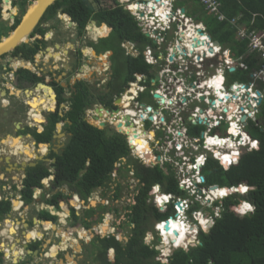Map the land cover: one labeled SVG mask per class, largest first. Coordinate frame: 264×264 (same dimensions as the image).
Returning a JSON list of instances; mask_svg holds the SVG:
<instances>
[{"label": "trees", "instance_id": "16d2710c", "mask_svg": "<svg viewBox=\"0 0 264 264\" xmlns=\"http://www.w3.org/2000/svg\"><path fill=\"white\" fill-rule=\"evenodd\" d=\"M9 1L0 0V13L2 7L9 6ZM189 1L195 0H174V6L180 7ZM220 2L221 9L227 17H238L239 23L244 24L248 29L254 28L255 32L264 30V0H220ZM19 3L21 15L30 0H20ZM197 8L198 6L193 8L194 18L203 21L211 38L228 48L233 58L246 65V68L229 73V78L249 80L250 74L263 62L260 55L248 51V40H239L236 37V28L229 22H219L203 9L198 12ZM58 12L65 13L76 21L80 34L84 32L85 25L90 19L105 23L111 28L109 36L101 40L97 47L99 51L112 50L113 59L116 61L115 69L112 71L114 79L107 85L110 89L104 94L105 99L100 101L102 104L111 105L114 94L120 95L129 81L135 79L136 73L146 74L145 82H149L153 70L151 65L145 62L142 51L146 46H155V44L140 31L134 17L120 6L117 0H55L46 9L43 20L56 16ZM37 31L42 33L40 28ZM124 40L137 42L136 49L140 51L138 55L124 54V50L119 46ZM38 49L39 46L35 43L27 47L19 46L15 51H21L23 58L31 60ZM23 78L31 83L37 82V77L31 73H26ZM88 95L89 92L84 85L82 91L71 100L70 108L65 115H59L57 110L48 112L47 128L41 133L37 129L32 132L38 143L47 142L52 137L56 122L64 117L70 121L68 124L70 136L63 150L59 154H52L56 158L53 163L54 178L51 182L53 188L66 186L70 194H76L78 199L87 201L97 189L109 188L110 176L118 172L115 164L120 162L123 163L121 166L125 171H132L133 178L137 180L132 199L124 206V222L130 226L128 240L123 243L115 237L96 236L90 243L92 248L86 249L89 252L88 258L93 257L92 261L97 264H264V102L260 105L255 121L249 120L246 126L250 136L258 140V148L244 151L238 163L226 169L211 157L202 168L205 183L208 185L237 187L246 183L249 189L243 194L234 192L214 201L213 206L220 207L219 216L214 218V223L207 231L201 228L198 230L200 243L187 249L181 247L174 249L168 261L161 262L156 259L158 250L154 245L145 243L144 236L147 231L152 230L155 221L166 219L173 214V210L172 205L169 204L165 211H159L154 203L147 201L149 191L155 184H159L160 191L166 194L183 196L185 191L178 187L173 171L169 167L164 171L157 165L145 166L132 157L124 134L115 129L99 128L87 122L84 119L85 109L94 102H99V99L89 98ZM39 147L43 149L47 145L39 144ZM51 174L49 168L42 164L27 169L22 181L24 202L33 201L34 188L42 187L41 180ZM112 189V198L119 199L120 186L116 184ZM64 196V193L58 191L50 201L52 200L53 203L57 200L70 201L73 205L78 203L74 196L69 200ZM162 201H164L162 198L156 200L160 205H163ZM240 201H247L253 205V211L246 214L234 211V206ZM200 207L199 203L195 202L188 212ZM52 209L56 210L53 206ZM208 210L212 214V208ZM93 212L94 208L84 209V218H82L76 215L75 209L71 207L73 226L83 224L89 227L90 223L87 219ZM42 218L52 217L43 211ZM42 224L49 226L51 223L42 222ZM33 247H36V244ZM109 247H113L115 252L111 262L106 260ZM93 248L97 251H93Z\"/></svg>", "mask_w": 264, "mask_h": 264}, {"label": "flooded vegetation", "instance_id": "af4514ba", "mask_svg": "<svg viewBox=\"0 0 264 264\" xmlns=\"http://www.w3.org/2000/svg\"><path fill=\"white\" fill-rule=\"evenodd\" d=\"M19 1L11 0L9 6L4 7L6 9V11L3 10L4 15L0 14V17L2 16L0 25L4 23L0 26V32L5 31L4 34L0 33V36L7 35L20 22L24 12L21 15L19 14ZM5 15L7 19L4 18ZM61 15H64L63 20L61 19ZM43 16L39 21L38 27L27 40L15 47L12 51L0 55V264H53L52 262L56 264H75L73 259H75L76 264H97L92 261L93 257L88 258L87 256L89 255V252L86 250L87 247H92L90 244L84 245L83 247V243H91L96 236L108 238L122 237L119 233L125 227V216L123 215L125 214L124 206L126 204L122 207L120 198H112L113 189L109 191V194H105L106 197L101 196L95 202V205H89V200L84 201V204H80L83 210L94 208L92 216L87 219L90 223L89 226L93 225V229L88 231V235L91 234L90 236H82L78 231L64 235L66 231L63 230V226L56 231V224L58 223L57 217L43 219L42 214L43 211L49 214V209L50 211L54 210L52 206L47 207L43 202L50 203L52 201L50 199L58 191L64 193L65 198L68 197L67 187L53 188L51 186V178L42 179L41 183L44 184L46 181L48 185L35 198L36 202L26 203L22 199V181L26 176L28 168L37 167L42 164L52 171L53 163L56 159L52 154H59L70 136L68 131L70 121L64 117L55 123L50 140L43 142V144L47 145L48 150L47 147L42 149L39 145L37 148H33V145L36 147L38 144V140H36L32 132L34 129H37L41 133L47 128L49 125L48 112L57 110L59 115H65L66 111L70 108L71 100L77 93L82 91L85 85L89 92L88 97L97 98L99 102H94V113L90 116L85 115L86 109H89V107L85 109L84 118L87 120L96 119V116L99 117L98 112L103 108L101 114H105V116L100 121H113L116 119L115 115L122 116L125 115L124 113H127L125 110L124 112L122 111L125 106H130V101H127V99L131 91L129 93L124 92L122 96L118 97L114 94L116 98L111 101V105H104L100 102L104 98V94L110 89L107 85L109 81L114 79L112 71L116 66V61L112 56V50L99 51L97 48L101 40L107 38L111 33L109 26L105 23H98L95 19H90L87 22L89 27L86 26L84 32L80 34L78 31V23L76 21L73 22L72 19L69 22V17L65 13L58 12L56 16L45 20H43ZM57 21H61L65 25L69 24L71 28L73 26L72 32H69L70 26L68 28L67 26L61 27ZM38 28L42 29V33L37 31ZM93 28H97L99 34L94 32L92 30ZM48 33H51L50 37ZM49 38L52 39L48 40ZM35 43L38 44L39 49L31 60L23 58L21 51H15L19 46L27 47ZM136 44L137 42L124 40L119 43V46L124 50L125 55L136 56L138 54ZM85 48H89L88 52H85ZM24 65H29V67H25ZM113 65L114 68H112ZM105 66L108 67L107 70H105ZM26 73L34 74L37 77V82L46 83L47 86L39 84L34 89L37 82L31 83L26 78H23ZM69 75L71 78L64 81ZM219 77L221 75L214 77V85H212L214 89L219 85V82L216 81ZM134 81H139L140 83L136 87V91H134L140 97L145 96L155 86L151 78L149 82H145L146 74L142 73H137ZM27 88L32 89V94L29 97L26 95L30 94V91H26L25 94ZM38 94L46 98L45 103L38 99ZM220 95L222 96V94ZM116 99H120V101L115 102ZM218 100L213 105H219L222 98ZM51 108H53L52 111L50 110ZM96 109L99 110L97 111ZM141 117L142 115L138 116L136 121H140ZM30 119L34 121L31 124L28 122ZM124 119L132 122L131 117L130 119ZM34 123L35 125H32ZM124 130L133 132L130 127H125ZM12 140H14L13 143ZM30 145L33 151L36 152V156L42 154L43 158L38 159V156L24 158L23 154H26L27 150L31 149L28 148ZM38 148L42 149L41 153L37 151ZM23 159L27 160L25 172L22 171ZM30 161H33L35 165L29 167L27 163ZM114 185L115 183H110L109 187L113 188ZM101 191L108 192V189L105 187ZM159 194L158 192L156 200L162 198ZM73 196L76 198L77 204L82 201L78 199V196ZM67 202L70 203V201H63V204L68 206V212L60 211L61 208L57 205L59 208L55 212L58 216V213H61V220H64V218L71 219L72 222H69L73 226L71 215L72 205ZM55 203L60 204L59 200L55 201ZM77 204L75 206L79 207ZM118 204L120 205L118 206ZM83 205H89V207L86 208ZM83 210L81 212H79V209L76 210V215L84 218ZM26 214L28 217L23 221L22 217H25ZM106 215H108L107 219H105ZM34 218L36 219L34 220ZM42 222H50L51 224L45 226ZM54 225L55 227L51 230L50 226ZM168 225L171 226V223L169 222ZM96 226L100 228V232L96 230ZM28 230H30L29 232L32 236L26 239L24 232ZM48 230H51L52 233H48ZM49 237L50 239L45 242ZM77 243L81 244L79 251H75L77 247L74 245ZM34 244H36V247H33ZM24 245L27 246L24 247ZM73 246L75 250L72 252ZM52 247H55L57 250L56 255L48 257L47 252ZM93 251L97 250L93 248ZM76 253H81L82 257L77 258ZM73 254L75 255L72 258L73 261L66 258V255L72 256ZM113 259L114 249L113 247H109L106 252V260L111 262ZM41 260L43 261L40 262Z\"/></svg>", "mask_w": 264, "mask_h": 264}, {"label": "built area", "instance_id": "2783aa9c", "mask_svg": "<svg viewBox=\"0 0 264 264\" xmlns=\"http://www.w3.org/2000/svg\"><path fill=\"white\" fill-rule=\"evenodd\" d=\"M119 1V4L134 16L140 31L144 34L147 33V37L155 44V46H146L142 55L145 62L156 68L152 72V74L158 75V81L156 84L154 83V92L160 94L165 100L164 104H160V101L156 99V107L145 106L135 101L133 111L128 110L130 106L123 108L131 114L136 123L135 128L140 133L143 131L142 139L147 145L148 151L140 152L132 142L131 133L122 132L127 136L131 154L141 163L147 166L157 165L163 170L169 167L173 171L178 187L186 193L185 196L176 197L181 208L175 203L173 204L176 219L181 220L182 223L185 221L186 226L190 227L189 217L192 218L196 229H194V234H191L192 237L189 235L185 239L187 243L198 242L196 236L198 229L210 227L214 223V218L219 216L220 207L213 206V198H218L217 200L222 198V196L210 197V192L213 190L212 185L205 184L202 168L208 157L216 159L226 169L230 165L238 163L241 154L244 151H250L253 149L252 144H256L255 140L246 135L245 123L241 121V118L244 116L246 121L254 120L260 105L264 102V31L255 32L254 29H248L244 24L239 23L238 17H227L221 9L220 0H199L207 14L216 18L217 21H226L234 26L236 37L239 40H248L249 51L259 54L263 60L258 69L250 75L251 80L248 83L238 81L229 84L223 76L224 71L234 65L241 68H246V65L242 61L230 58L228 49H223L220 45L215 44L207 35L205 25L201 21H194L185 16L179 8L171 15L173 0ZM131 5L137 7L129 8ZM161 7L167 13L165 21H161L162 11L157 10ZM195 33H198L197 37H195ZM192 36L199 43H192L194 50L190 51L187 47L190 40L185 38L190 39ZM162 57L164 63L163 66H160L158 62ZM187 57H191L190 63L187 62ZM205 59L211 60L208 65L204 66L206 75L212 68L208 78H203L198 73L201 62ZM187 65L190 69L186 72ZM217 75L222 77L219 82V93L228 97H222L219 105H213L216 103L218 94L215 93L213 86L209 85V81ZM133 85L138 87L137 82L131 84V86ZM129 98L127 101L133 100L132 97ZM259 98L260 102H258ZM170 103L173 104L168 105ZM91 113L94 112L91 111ZM138 115H142L141 122H136ZM119 117L116 121L121 123L123 130L127 126L133 130L131 125L126 124L124 115ZM230 129L236 130V134L229 132ZM245 136L247 140L243 144L239 143ZM208 140H212L214 143L208 144ZM228 141L230 143H227ZM234 152L236 156L233 159ZM225 155L231 162L223 161ZM201 157L204 158V162L197 163ZM116 173L113 176L117 175ZM154 188H158L159 191V185L152 187V201L159 209L165 211L169 197L174 196L171 194L161 195L168 199H163V205H160L156 202L157 191H153ZM148 201H150L149 197ZM194 202H198L201 207L188 213ZM205 202L208 203L209 208H212V214L209 210L204 214L202 208H204ZM201 218L205 223H201ZM195 220L199 225H196ZM164 223L161 221L156 227L164 225ZM160 233H162L161 228ZM159 251L157 259L166 261L171 253L170 250L167 256L161 253L162 249Z\"/></svg>", "mask_w": 264, "mask_h": 264}, {"label": "clouds", "instance_id": "9594fccd", "mask_svg": "<svg viewBox=\"0 0 264 264\" xmlns=\"http://www.w3.org/2000/svg\"><path fill=\"white\" fill-rule=\"evenodd\" d=\"M118 2H120L119 0H117ZM2 2H4V0H2ZM120 6H122V5H120ZM123 7V6H122ZM131 7L134 9L135 7H137L136 5H131ZM203 7V6H202ZM177 8H179V10H180V7H175L174 6V0H173V5H172V12H171V15H173L174 14V12L176 11V9ZM125 9V8H124ZM204 9V8H203ZM6 11V9L4 8V7H2L1 8V13L0 14H3L2 13V11ZM125 10H127V9H125ZM13 11H15V10H13ZM128 11V10H127ZM205 11V10H204ZM129 12V11H128ZM181 12V11H180ZM130 13V12H129ZM185 16H187V17H190V18H192V20H194V21H201V20H196L195 18H193V17H191V16H189V15H186V13H185V11L184 12H182ZM131 14V13H130ZM159 14V13H158ZM4 15V14H3ZM132 15V14H131ZM133 16V15H132ZM134 17V16H133ZM5 19H7V16H5L4 17ZM70 19V18H69ZM161 19H164V16L163 15H161ZM216 19V18H215ZM71 20V19H70ZM73 22H75V21H73ZM202 23H203V21H201ZM220 22V21H219ZM222 22V21H221ZM204 24V23H203ZM174 25V24H173ZM205 25V24H204ZM86 26L87 27H89L87 24L85 25V28H84V30L86 29ZM248 28V27H247ZM205 29H206V26H205ZM206 31V33H207V35L211 38V36H210V34L207 32V30H205ZM262 31H264V30H262ZM197 32H199V31H197ZM105 34H106V30H105ZM144 34V33H143ZM145 35V34H144ZM48 36L50 37L51 36V33H48ZM146 36V35H145ZM212 39V38H211ZM213 41H216V40H214V39H212ZM152 41V40H151ZM217 45H220V44H217ZM223 49L225 48V47H223L222 45H220ZM226 49H228V48H226ZM247 49H248V46H247ZM229 50V49H228ZM248 51H249V49H248ZM140 52V51H139ZM249 52H251V51H249ZM138 55V54H137ZM229 57L230 58H232V59H234V60H236V61H239L240 62V60H238V59H235V58H233L232 56H231V54H230V51H229ZM144 58V57H143ZM147 63V62H146ZM149 64V63H148ZM151 65V64H150ZM25 67H29V65H24ZM152 67V66H151ZM107 68L108 67H106L105 66V70H107ZM233 69V70H230V69ZM229 70H225L224 71V73H223V76L227 79V81L229 82V84H231V83H234V82H242V83H248L250 80H251V78H250V76H249V80H247V81H240V80H233V79H230L229 78V73H232V72H234V71H236L237 69H243V68H241V67H239V66H236V65H234L233 67H231ZM152 70H153V68H152ZM137 74V73H136ZM135 74V75H136ZM157 76L158 77V75L157 74H153V76L151 77V79L153 80V82L156 84L157 83V81H158V78H157V80H155L154 78H155V76ZM251 75V74H250ZM135 80V79H134ZM134 80H132V81H129V83H128V86H126L125 88H124V91L120 94V95H116L117 97L118 96H122V94L124 93V92H127V93H129V91H130V89H131V84L132 83H135V82H137V85H140V83H139V81H134ZM228 84V83H227ZM228 84V86L230 87V85ZM245 87H247V85H245ZM154 89H155V86L153 87V88H151L150 90H149V92H148V95L146 94L145 96H144V98L146 97L147 98V100H148V102H144V101H142V99H141V97L140 96H137V93L135 94H133L131 97L133 98V100L132 101H130V107L129 106H127V107H129V109L128 110H132L133 111V109H132V107H135L134 106V102L136 101L137 103H139V104H144L145 106H152V107H156L157 106V104H156V99L157 100H159V101H161L160 100V97H153V93H156V92H154ZM160 95V94H159ZM114 98H116L115 96H114ZM128 99H130V98H128ZM261 101V100H260ZM259 101V102H260ZM163 102V101H162ZM94 105V104H93ZM93 105L92 106H90L89 107V109H86V112H85V115H91L92 113H91V111H93L94 112V109H93ZM45 109H48V108H45ZM101 111H103V108L100 110V112ZM99 114V113H98ZM84 115V116H85ZM127 115H130L129 113H127V114H125L124 115V118H126V116ZM257 115V114H256ZM103 116H105V114H101V115H99V117L98 116H96V119H89V120H87V119H85L87 122H89L90 124H92V125H95V126H97V127H99V128H105L106 126H112L117 132H119V133H122V134H124L122 131H125V130H123L122 129V126H121V123H118L116 120L118 119V118H120L118 115H115V120H111V121H107V120H102V121H100L101 120V118L103 117ZM130 117H131V115H130ZM255 119H256V116H255ZM255 119L253 120V121H255ZM249 120H251V119H248L247 121L245 120V117H244V121H242L243 123H245V133H246V135L248 136V137H250V139H252V140H255L256 141V144H254V145H252V147H255V148H253V149H257L258 148V140H256L255 138H253V137H251L250 136V134L247 132V130H246V126H247V124H248V122H249ZM28 122L31 124L32 122H34L32 119H30V120H28ZM100 122H104L105 123V125L103 126V127H100V125H99V123ZM107 123V124H106ZM118 124L120 125V126H118ZM126 124L127 125H132L133 124V118H132V122H130V121H127L126 120ZM128 127V126H127ZM198 129H202L201 127H197ZM30 129V128H29ZM125 135V138H126V141H127V144H128V146H129V150H130V154H131V149H130V145H129V143H128V139H127V136H126V134H124ZM245 140H247V137L245 136L244 137V139H242V140H240L239 141V143H241V144H243L244 142H245ZM212 143H214V141H212V140H208V144H212ZM39 144H43V142L42 143H38L37 145H36V147L33 145V148H37L38 147V145ZM141 147H143V143L141 142ZM229 147H231V145H229ZM253 149H251V150H253ZM47 150H48V147H47ZM144 151H148V149L147 148H145L144 149ZM132 155V154H131ZM217 155H219V153H217ZM235 156H236V153L234 152L233 153V159L235 158ZM132 157H134L133 155H132ZM135 158V157H134ZM209 158V157H208ZM135 159H137V158H135ZM229 159V157H227V156H224L223 157V161L224 162H227V160ZM240 159V158H239ZM138 160V159H137ZM199 161V163H203L204 162V159L203 160H201V159H199L198 160ZM145 163H147V161H145ZM143 164V163H142ZM117 165V163L115 164V166ZM145 165V164H144ZM145 166H147V165H145ZM156 166V165H155ZM53 171H54V168H53V170L51 171V175H49L48 177H44L43 178V180H45V179H48V178H51L52 180H53V178H54V175H53ZM164 171H167V169L166 170H164ZM129 172H132V171H129ZM129 175H130V177L132 178V180L135 182V184L137 183V180H135L134 178H133V176H132V173L130 174V173H128ZM112 178H113V181H114V176L112 175V176H110V179H111V182H113L112 181ZM176 180V179H175ZM110 182V183H111ZM113 184V183H112ZM206 184V183H205ZM48 185V183L45 181V183L43 184V186L42 187H36V188H34V190H33V194H32V198H33V201L32 202H36V200H35V198L43 191V189H44V187L45 186H47ZM156 185H159V184H155V185H153V186H156ZM206 185H208V184H206ZM213 185V184H212ZM242 185H244L245 187H240V186H242ZM152 186V187H153ZM218 186V185H217ZM152 187H151V189H150V191H149V197L151 196L152 197V194H153V192H152ZM225 187V186H224ZM224 187H217L218 189H220V188H223V189H225ZM240 187V188H239ZM61 188H63V187H61ZM229 189H227V191H224V190H220V191H218V192H216V193H214V195H216V196H222V198H224L225 196H227L228 194H231V193H234L235 191L236 192H238V193H240V194H243V193H245L248 189H249V186L246 184V183H242V184H239L237 187H228ZM107 189H108V187H107ZM108 190H110V189H108ZM158 190V188H154L153 189V191H157ZM157 192H159L160 193V195H163V194H166V193H162L161 191H160V185H159V191H157ZM107 193V191H105V194ZM170 194V193H169ZM73 195H75V196H77L76 194H72V196ZM171 195H173L174 197H169V199H168V201H167V206L169 205V204H171L172 205V210H173V214H171L169 217H167L166 219H164V220H158V221H155V223L153 224V227H152V230H149V231H147L146 233H145V236H144V241H145V243H147V244H152L150 241H149V239H151V237L152 236H154L155 238H156V241H157V247L156 246H154L155 247V249H157L158 250V254H159V248H161V249H163V254L165 255V256H167L168 254H169V250H170V252L172 253V251L174 250V249H177V248H179V247H181V248H183V249H187L189 246H194V245H196V244H199L200 243V241L198 240V242H190V243H188L187 244V242H186V245H184V244H180L181 243V239H176V241H175V243L177 244V246H173L172 245V238L170 239V238H168V239H165L164 238V236H163V234L162 233H160V227H156V225L159 223L160 224V222L161 221H167L168 220V222H169V219H171V218H173L174 220H177L176 219V211H175V208L173 207V204L175 203L179 208H181V204H180V202L179 201H176V197L177 196H180V195H176V194H171ZM186 195V193L183 195V196H185ZM101 196H99V198H100ZM98 198V199H99ZM222 198H220V199H222ZM98 199H96V201L98 200ZM79 200H82V199H80L79 198ZM89 201H91V199L89 198L88 199ZM62 200H59V202H61ZM85 201V200H84ZM148 201V200H147ZM31 202V203H32ZM148 202H152V203H154L153 201H148ZM44 204H46L47 205V207H50V206H53L55 209H57V208H61L62 207V205H59V204H57V203H52V202H50V203H46V202H43ZM179 205H178V204ZM195 203V202H194ZM198 203V202H197ZM39 205H41L40 203H39ZM59 206V207H57V206ZM154 205H155V203H154ZM156 206V205H155ZM74 209H75V211L76 210H78V208H75L74 207V205L72 206ZM157 207V206H156ZM158 208V207H157ZM253 205H251L249 202H247V201H240V202H238L236 205H235V208H234V211H236V212H239V214H246V213H251L252 211H253ZM69 209V208H68ZM167 209V208H166ZM197 209V208H196ZM196 209H193V210H196ZM199 209V208H198ZM60 210V209H59ZM158 210L159 211H161V212H163V210L162 209H159L158 208ZM60 211H63V208H61V210ZM192 211V210H191ZM190 211V212H191ZM189 213V212H188ZM49 215H50V217H54V218H58V220H60V222H59V224H62V220H61V218L59 217V216H57V215H55V214H53L51 211H49ZM189 219H190V223H191V225H190V227L192 228V226L193 227H195V229H196V226H194L195 224L193 223V221L191 220L192 218L191 217H189ZM172 220V219H171ZM178 221H180L181 223H182V221L181 220H178ZM125 223V222H124ZM186 222L184 221L183 222V224H185ZM195 223H196V225H199L198 224V222L195 220ZM201 223H205V221H201ZM161 225H163V224H161ZM186 225V224H185ZM124 226H127L128 227V223H125L124 224ZM212 226V225H211ZM210 226V227H211ZM176 227V225L175 224H173L172 225V228H175ZM188 227V226H187ZM190 227H188V229L190 228ZM96 230L98 231L99 230V232L101 231L100 230V228L98 227V226H96ZM207 228H209V227H206V228H201V229H204V230H206ZM130 229V228H129ZM161 229H163V230H165V228L163 227V228H161ZM200 229V228H199ZM198 229V230H199ZM82 230L83 231H85L83 228H81V230H78V232L80 233V235H81V233H82ZM179 231H180V236L181 237H183V235H184V232L186 231V228L184 227V226H181L180 227V229H179ZM207 231V230H206ZM125 233V235L123 236V232H121V233H119V235H122V237H115V238H117L119 241H121L122 240V238H123V240L121 241V242H126L127 240H128V234H129V231L126 233V232H124ZM189 234V233H188ZM187 234V236H189V235H191V234H189L188 235ZM118 235V234H117ZM146 235H150L149 237H146ZM168 235H171V232H169V234ZM85 236H90V235H88V233L85 235ZM186 236V237H187ZM185 237V238H186ZM108 238V237H107ZM197 238H198V232H197ZM148 239V240H147ZM186 240V239H185ZM192 243H194V245H191ZM152 245H154V244H152ZM164 247V248H163ZM176 247V248H175ZM169 249V250H168ZM171 253H170V255H171ZM111 254V253H110ZM170 255H168V257L170 256ZM158 256V255H157ZM114 257H115V252H114ZM168 257H167V260L166 261H161V260H159V259H157V257H156V259L157 260H159V261H161V262H167L168 261Z\"/></svg>", "mask_w": 264, "mask_h": 264}, {"label": "water", "instance_id": "95a60500", "mask_svg": "<svg viewBox=\"0 0 264 264\" xmlns=\"http://www.w3.org/2000/svg\"><path fill=\"white\" fill-rule=\"evenodd\" d=\"M54 1L55 0H30V3L26 6V9H25L24 13L22 14L21 19H20V22L17 24V26L13 30H11L7 35H1L0 36V55L3 54V53H7V52L12 51L15 47H17L22 42H24L25 40H27V38L38 27L39 21H40L41 17L43 16V14L45 13L46 9ZM180 11L181 12H184V7H180ZM66 16L68 17L67 14H66ZM0 20H2V16L0 17ZM68 21L71 22L69 18H68ZM92 23H94V21H92ZM90 25H91V23H90ZM145 35L147 36L148 34L145 33ZM195 43L198 44L199 42L196 41ZM214 43L215 44H219L218 41H214ZM170 58H171V56H170ZM230 70H233V69L231 68ZM157 78L158 77L155 76L154 79L157 80ZM39 84L42 85V86L43 85L44 86H47L46 83L37 82V84L35 85L34 89H36L37 88V85H39ZM31 90L32 89H29V88H27L25 90V94H26V91H30V94L26 95L27 97H29L32 94L31 93ZM152 95H153V97H160V100L161 101H164V99L158 93H153ZM119 101H120V99H116L115 100V102H119ZM259 101H260V98L258 99V102ZM50 110L52 111L53 108H51ZM96 110L98 111L99 109H96ZM98 113H99V115H101V112L100 111ZM126 118L127 119H130V115H127ZM241 120L244 121V116H242ZM99 125H100V127H103L105 125V123L104 122H100ZM118 126H120V125L118 124ZM42 145H44V144H42ZM37 156H38V159L43 158L42 155H37ZM27 164H28L29 167L35 165V163L33 161H30ZM26 166H27L26 165V161L22 160V171L23 172H25V167ZM217 187L218 186L216 184H213L212 185V188H217ZM224 188H225L226 191H227V189H229L227 186H225ZM92 202L93 201L91 200L89 202L90 203L89 205H92L93 204ZM82 204H84V200H82ZM89 205H86V206L89 207ZM171 219L173 221H175L173 218H171ZM168 224H169L168 220L165 221V223L163 225L164 228H165V230H168L169 229V225ZM209 228H207L206 230H208ZM172 232L174 233V231H172ZM22 235H23V233H22ZM78 245L80 246L79 249H81V244H79V243H77L75 245V247H78ZM191 245H194V243H192ZM25 246H27V245H24V247ZM79 249H78V251H79ZM28 252H30V250H28ZM74 256H75L74 254L72 256L66 255L67 258L68 257L69 258H71V257L74 258ZM69 258H68V260H70ZM73 260L72 261L76 264L75 259H73Z\"/></svg>", "mask_w": 264, "mask_h": 264}, {"label": "rangeland", "instance_id": "374dc122", "mask_svg": "<svg viewBox=\"0 0 264 264\" xmlns=\"http://www.w3.org/2000/svg\"><path fill=\"white\" fill-rule=\"evenodd\" d=\"M11 1V0H10ZM17 6V5H16ZM2 13H3V11H2ZM63 16L64 15H61V19L63 20ZM57 23H58V25L59 26H67V28L69 27V32H72V28H73V26H72V28H71V25H69V24H63L61 21H57ZM2 24H4V23H1V25ZM0 25V26H1ZM66 28V29H67ZM251 28V27H250ZM252 29H254V28H252ZM0 33H2V34H4L5 33V31H2V32H0ZM50 39H52V38H49L48 40H50ZM47 40V41H48ZM88 49L89 48H85V52H88ZM93 57V56H92ZM186 60H187V62L188 63H190L191 62V57H187L186 58ZM211 62V60L210 59H205V60H203L202 62H201V67L198 69V73L199 74H201V77H203V78H208V76L210 75V73H211V71H212V68H210V71H209V73L206 75L205 74V72H204V66L205 65H208L209 63ZM92 63H94L93 61H92ZM159 64H160V66H163V63H164V58L162 57L160 60H159V62H158ZM37 64V63H36ZM156 66V65H155ZM112 68H114V65H113V67ZM153 68V72L156 70V68L155 67H152ZM91 69V68H90ZM98 69L100 70V68L98 67ZM190 69V67H189V65H187V70H186V72L188 71ZM107 75V74H106ZM102 76V75H101ZM188 76V75H187ZM69 78H71V76L69 75V77L68 78H66L64 81H67V79H69ZM91 82H93L92 80H91ZM260 84H262V83H260ZM204 88H205V86H204ZM141 99H142V101H144V102H148V100H147V98L145 97L144 98V96L142 97L141 96ZM132 118V117H131ZM32 125H35V123L34 124H32ZM114 128L112 127V126H106V130H113ZM22 136V135H21ZM22 140V139H21ZM14 142V140H12V143ZM28 148H31L32 149V146L30 145ZM26 152V151H25ZM32 152V151H31ZM40 155H42V154H40ZM31 156V155H30ZM23 157L24 158H28L29 157V155L26 153V154H23ZM123 163L122 162H120V163H117V166L116 167H118V172H117V175H114V181H113V178H112V183H115V185L116 184H118L119 186H120V193H121V196H120V201H121V205H122V207L125 205V204H127V202H129L131 199H132V196H133V189H134V187H135V182L132 180V178L130 177V175L128 174L129 173V171L127 172V171H125V169H124V167H122L121 165H122ZM114 185V186H115ZM114 186H113V188H114ZM108 189H110V190H108V192H107V194H109V191H111V189H112V187H109ZM67 194H68V200H69V198L72 196V194H70L69 193V190H67ZM98 196H105V193H104V191L102 192L101 191V189H97L96 191H94V192H92V194L90 195V199L93 201L92 203H95L96 202V199H98ZM218 199V198H217ZM216 198H213V202L215 201V200H217ZM149 200H151L152 201V197L150 196L149 197ZM155 200V199H154ZM63 201H61V202H59V203H62ZM75 204V203H74ZM80 204H81V202H79V204H77V205H79V207H77V206H75L74 205V207L75 208H78L79 209V212H81V210H83V208L80 206ZM209 204H210V202H209ZM120 204H118V206H119ZM84 207H86L87 208V206L86 205H83ZM204 208H202L203 209V212H204V214H205V212L207 213L208 212V208H209V206H208V203L207 202H205L204 203V206H203ZM62 208H67L68 209V206L66 205V204H63L62 203ZM66 209V210H67ZM67 212H68V210H67ZM187 213V212H186ZM187 215H188V213H187ZM107 217H108V215H106L105 216V219H107ZM69 221V220H68ZM60 222V221H59ZM59 222L56 224V227H58V229H60L61 227H62V225L61 224H59ZM186 224V223H185ZM173 225V224H172ZM176 225V224H175ZM187 225V224H186ZM177 226V225H176ZM172 227V226H171ZM129 228H130V226L128 225V228H127V226H125L124 228H123V230H122V232H123V236L125 235V230H126V233H127V231H129ZM175 229V228H174ZM194 234V232L192 233V235ZM81 235L82 236H85L86 235V233H85V231H83L82 230V233H81ZM192 235H190V237H192ZM150 235H146V237H149ZM197 236V235H196ZM72 237V236H71ZM151 237V236H150ZM26 238V237H25ZM31 238V237H30ZM26 239H29V238H26ZM122 240H123V238H122ZM148 240V239H147ZM149 241L152 243V244H154V246H158L157 245V241H156V238L154 237V236H152L151 237V239H149ZM188 244V243H187ZM164 248V247H163ZM176 248V247H175ZM78 249H79V245H78V247H77V249L75 250V251H78ZM159 249H161V248H159ZM56 249H55V247H52V248H50V251L49 252H47V256L48 257H53L54 255H56ZM49 253H51V254H49ZM58 253V252H57ZM60 253V252H59ZM161 253H163V249H162V251H161ZM69 258V257H68ZM70 260H72V257L71 258H69ZM164 259V258H163ZM165 260V259H164ZM43 260H41L40 262H42ZM45 261V260H44ZM45 263H47L46 261H45ZM53 264H56L55 262H52Z\"/></svg>", "mask_w": 264, "mask_h": 264}, {"label": "bare ground", "instance_id": "6f19581e", "mask_svg": "<svg viewBox=\"0 0 264 264\" xmlns=\"http://www.w3.org/2000/svg\"><path fill=\"white\" fill-rule=\"evenodd\" d=\"M129 8H132V7H129ZM133 9V8H132ZM157 10H161L162 11V14H163V16H164V19H162L161 21H165V19L167 18V13H165V9L163 8V7H161V8H159V9H157ZM6 16V15H5ZM94 32H96V33H98L99 34V32H98V29L97 28H93L92 29ZM195 35V37H197L198 36V33H195L194 34ZM186 40H190L189 41V43H188V45H187V47L190 49V51H193L194 49H193V47H192V43L193 44H196L195 42H196V39L192 36L190 39L188 38V37H186L185 38ZM195 46V45H194ZM202 50V52H203V49H201ZM197 51H198V49H197ZM221 79H222V77H219V78H217L216 79V81H218V82H220L221 81ZM209 85H214V77H213V79H212V81H210V83H209ZM219 89H220V86L218 85V87L216 86V89H215V93L216 94H218V96H217V101L216 102H218L219 100L218 99H220V98H222V97H226L227 95H220V93H219ZM130 91H131V93H130V95H128V97H131L133 94H134V91H136V86L135 85H133V86H131V89H130ZM228 97V96H227ZM214 101V102H215ZM222 101V100H221ZM165 102V101H164ZM164 102H159L160 104H164ZM167 103H168V101H167ZM234 102H232V105H234L233 104ZM168 105H172V104H168ZM122 112H124V110L122 111ZM227 113L229 114V111H227ZM230 115V114H229ZM138 116H141V115H138ZM137 116V117H138ZM136 122H141V119H140V121H136ZM135 121H133V125H131L132 126V128H133V132L132 131H130V133H131V136H132V142L139 148V150H140V152H145L144 151V149L145 148H147V145H145L144 144V141H143V137H142V135H143V131L140 133V131L138 130V129H136L135 128ZM136 130V131H135ZM126 131H128V130H126ZM229 132H233L234 134H236L235 132H236V130H232V129H230V131ZM133 133V134H132ZM141 142L143 143V147H141ZM227 143H230L229 141L227 142ZM148 149V148H147ZM32 151V152H31ZM39 153H41L42 152V149H40V148H38V150H37ZM23 153V152H22ZM27 154L29 155V157L30 158H32V157H37L36 156V152L35 151H33V149H29V150H27ZM31 155V156H30ZM226 156V155H225ZM24 161H27V160H25V159H23ZM225 165V164H224ZM220 190H224V191H226L225 189H223V188H220V189H214L213 188V190L210 192L211 194H210V197H216V195H214V193H216V192H218V191H220ZM157 194H158V192H157ZM155 195V197H157L158 195ZM159 196H161L160 194H159ZM208 199H209V197H208ZM159 200V199H158ZM162 204H163V201H162ZM53 214H55V215H57L56 214V212H55V210H52L51 211ZM59 214V216H60V218H61V213H58ZM58 216V215H57ZM59 221V220H58ZM201 221H204V219L203 218H201ZM170 223H171V226H172V224H176L177 226L175 227V229L174 228H172L171 226H169V229L168 230H163V229H161V231H162V233H163V236H164V238L165 239H168V238H172V245L173 246H177V244L175 243V241H176V239H181V243L180 244H184V245H186V240H185V237L187 236V234L189 233V234H192L193 232H194V229H195V227H193L192 226V228L190 227L189 229H188V227L185 225V224H183V223H181L180 221H178V220H175V221H173V220H171V221H169ZM176 222V223H175ZM181 226H184L185 228H186V231L184 232V235H183V237H181L180 236V231H179V229H180V227ZM30 230H28V231H26V232H24V235H25V237L26 238H30L32 235L30 234V232H29ZM172 231H174V233L172 232ZM169 232H171V235H168L169 234ZM188 234V235H189ZM28 235V236H27Z\"/></svg>", "mask_w": 264, "mask_h": 264}, {"label": "crops", "instance_id": "0c3cea01", "mask_svg": "<svg viewBox=\"0 0 264 264\" xmlns=\"http://www.w3.org/2000/svg\"><path fill=\"white\" fill-rule=\"evenodd\" d=\"M196 6H198V12H201L202 10L201 9H203V7H202V5L198 2L197 3V1L195 0V1H189V2H187V3H185L184 5H182V6H180V7H184V11H185V13H186V15H189V16H191V17H193L194 18V15L195 14H193V8L194 7H196ZM204 10V9H203ZM196 19V18H195ZM38 96V99L39 100H42L44 103L46 102V98L44 97V96H42V95H40V94H38L37 95ZM35 110H36V108H35ZM28 138V137H27ZM24 152V151H23ZM98 198H99V196H98ZM100 202H102V201H100ZM63 203V202H62ZM62 203H60L59 205H62ZM81 203H82V201H81ZM96 203H93L92 205H95ZM70 205H72L73 206V204H71L70 203ZM62 208V207H61ZM68 210V209H67ZM66 209L65 210H63V211H67ZM28 214V213H27ZM27 214L25 215V217H22V220L24 221L28 216H27ZM123 214V213H122ZM124 216V215H123ZM36 218H34V220H35ZM67 220H69V221H71L72 222V220L71 219H69V218H64V220H62L61 222H62V226H63V230L64 231H66L65 233H64V235H68V233H74V231H78V230H81V228L80 227H82L84 230H85V233L87 234V233H89L88 231H91L92 229H93V225H90L89 227H85L83 224H81V225H79V226H73L72 227V225L70 224V222L69 221H67ZM99 223H100V221H99ZM25 225V224H24ZM55 227V225L54 226H50V229L52 230L53 228ZM96 228V227H95ZM56 231H58V227H56ZM51 230H48L47 232L49 233H52L51 232ZM70 235V234H69ZM91 235V234H90ZM50 239V237L48 238V239H46L45 240V242L46 241H48ZM90 243H83V247H84V245H89ZM69 246H70V244H69ZM75 246V245H74ZM74 246L72 247V252L75 250V249H73L74 248ZM81 253H76V255H77V258H81L82 257V254L80 255ZM81 256V257H80ZM67 258V257H66ZM68 259V258H67ZM59 263H60V261H59Z\"/></svg>", "mask_w": 264, "mask_h": 264}, {"label": "snow or ice", "instance_id": "6c2138e0", "mask_svg": "<svg viewBox=\"0 0 264 264\" xmlns=\"http://www.w3.org/2000/svg\"><path fill=\"white\" fill-rule=\"evenodd\" d=\"M254 144H255V143H253L252 145H254ZM253 148H255V147H253ZM200 159L203 160L204 158L201 157ZM227 162H231V161L228 159ZM197 163H199V161H197ZM157 191H158V190H157ZM162 199L167 200L168 197L165 196V197H162ZM158 227L163 228L164 226H163V225H158Z\"/></svg>", "mask_w": 264, "mask_h": 264}]
</instances>
